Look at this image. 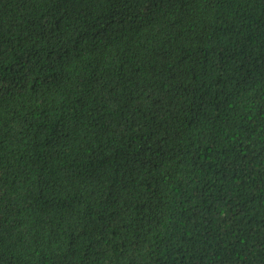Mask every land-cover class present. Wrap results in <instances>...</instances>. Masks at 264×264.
Segmentation results:
<instances>
[{"label": "trees", "instance_id": "16d2710c", "mask_svg": "<svg viewBox=\"0 0 264 264\" xmlns=\"http://www.w3.org/2000/svg\"><path fill=\"white\" fill-rule=\"evenodd\" d=\"M0 264H264V0H0Z\"/></svg>", "mask_w": 264, "mask_h": 264}]
</instances>
